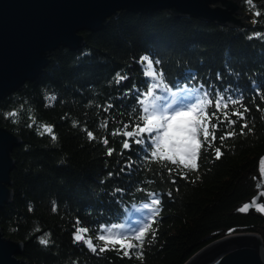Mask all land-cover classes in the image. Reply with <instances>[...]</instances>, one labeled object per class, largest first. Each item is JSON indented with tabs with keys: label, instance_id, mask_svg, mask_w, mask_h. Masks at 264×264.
<instances>
[{
	"label": "trees",
	"instance_id": "16d2710c",
	"mask_svg": "<svg viewBox=\"0 0 264 264\" xmlns=\"http://www.w3.org/2000/svg\"><path fill=\"white\" fill-rule=\"evenodd\" d=\"M241 7L249 16L241 28L167 10L121 11L104 29L84 31L82 48L56 50L36 81L0 100V127L22 140L13 152V196L0 210V227L23 242L22 257L29 264H185L230 229L259 233L264 241V219L238 211L256 193L264 156V0L252 5L241 0ZM144 55L160 60L156 71H163L170 86L204 85L223 93L225 101L229 95L239 99L227 108L221 104L216 116L215 100L207 106L209 141L195 170L151 158L135 144L131 151L122 148L128 139L124 125L132 131L142 115L132 112L137 105L129 90L134 84L147 90L148 78L137 63ZM118 72L129 78L117 84ZM109 104L113 107L105 111ZM12 111L17 116L6 117ZM225 112L235 124L229 125ZM42 126H51L57 139L39 135ZM227 132L235 134L221 141ZM216 148L222 153L218 159ZM149 192L158 193L161 203L155 222L149 220L142 258L135 255L138 249L124 256L119 244L100 253L104 242L96 239V229L145 219L148 209L142 205L149 203ZM77 228L88 229L84 235L92 238L96 253L73 242ZM46 233L47 246L39 242Z\"/></svg>",
	"mask_w": 264,
	"mask_h": 264
},
{
	"label": "water",
	"instance_id": "95a60500",
	"mask_svg": "<svg viewBox=\"0 0 264 264\" xmlns=\"http://www.w3.org/2000/svg\"><path fill=\"white\" fill-rule=\"evenodd\" d=\"M124 10L140 14L167 10L176 17L237 28L247 26L249 18L242 11L241 0H0V100L36 81L56 50L82 48L84 31L104 29ZM21 144L19 136L0 127V210L13 196V152ZM258 173L260 188L238 209L253 200L264 204V156ZM241 213L264 219V212L255 207ZM23 255V242L8 238L0 227V264H29ZM185 264H264V241L255 232H228Z\"/></svg>",
	"mask_w": 264,
	"mask_h": 264
},
{
	"label": "snow or ice",
	"instance_id": "6c2138e0",
	"mask_svg": "<svg viewBox=\"0 0 264 264\" xmlns=\"http://www.w3.org/2000/svg\"><path fill=\"white\" fill-rule=\"evenodd\" d=\"M249 5H252L253 0H247ZM255 15H261L260 12H256ZM255 36H260V33H255ZM250 39L252 37H249ZM143 66V75L148 78L146 81V91H143L136 84L133 85L132 89L129 90L135 93L136 105L132 108L133 113H142L138 122H136L135 127L132 131H127L129 127L128 124L124 125L125 131L122 133L128 139H125L122 144L123 150H132V145L141 146L151 158H159L161 160H167L173 164L178 163L185 169L191 168L195 170L197 168L196 159L198 153L204 143L209 141V130L206 121H211L212 117L207 115V106L211 105L213 99L215 100V111H213L212 116H216V113L221 109V104L225 108L228 107V103L236 104L239 99H233L231 95L227 97L225 101L224 94L220 92L212 93L206 90L204 85H199L196 87L180 86L176 84L170 86L165 82V76L163 71H156V66L161 62L160 60H155L149 55H144L137 61ZM129 77L127 75H121L119 72L116 74V83L119 84L122 81L127 80ZM173 87L175 90L173 91ZM129 93L126 92L127 96ZM49 100H55V96L48 98ZM113 105L109 104L108 108H112ZM244 111H247L245 108ZM6 117L17 116L16 111H12L5 114ZM234 115H239L243 117V113H234ZM218 119V118H217ZM224 119L228 120L229 125L235 124L236 121L229 120L227 112L224 113ZM218 123H223L218 119ZM107 122H105L106 126ZM141 124L143 126H141ZM32 125L30 124L29 127ZM213 129L217 125L212 126ZM248 127L247 123L241 126V133H243L244 128ZM43 130L38 132L39 135H44L45 133L51 135V139L55 141L57 137L53 134V129L51 126H42ZM251 131V129H249ZM121 133H113V135H119ZM203 136V140L199 137ZM233 132H227L220 139L223 141L226 136L234 135ZM88 138L94 139L93 133H87ZM129 139L132 143H129ZM216 139L214 131L212 133V141ZM104 145L108 144L107 138L102 140ZM113 154V149H107V155L111 156ZM216 158L218 159L222 153L220 148L215 149ZM126 167H131L129 163ZM121 171H124L122 168ZM171 172V169H169ZM112 176V173H109ZM186 178V174L182 176ZM175 183V180H173ZM122 192L123 190H117ZM116 193L114 192L113 195ZM149 203H144L142 205L143 209H148L145 213V219L137 220L134 223H124L120 225H112L110 227L100 226L96 229L99 233L96 237L98 241H103V246L100 247L99 252L104 253L111 248H115L119 244L120 249H123V255L129 256L131 249H138L135 252L137 257L142 258L143 256V245L144 237L147 234V230L150 228L149 220L155 222V218L158 216V206L161 201L159 199V194L155 192H149L148 194ZM169 195L171 193L169 192ZM255 207L258 211L264 212V204H257L253 200L252 204L245 203L242 207L238 209L240 212H246L249 208ZM55 205L53 206V211H55ZM79 224V220L76 221ZM38 230V229H37ZM235 231L230 229L229 233ZM88 232L87 228H77L73 233V242L79 243L83 242L84 245L88 247L90 251L96 253L97 246L93 244L91 237H85V233ZM50 233H46L39 237V242L42 245L47 246L49 244ZM153 239H155V233L152 234ZM136 241V243H133Z\"/></svg>",
	"mask_w": 264,
	"mask_h": 264
},
{
	"label": "bare ground",
	"instance_id": "6f19581e",
	"mask_svg": "<svg viewBox=\"0 0 264 264\" xmlns=\"http://www.w3.org/2000/svg\"><path fill=\"white\" fill-rule=\"evenodd\" d=\"M221 4V3H220ZM261 185V180H260V175H259V186L257 187V190L260 188ZM264 186V185H263ZM262 187V186H261ZM264 189V187H262Z\"/></svg>",
	"mask_w": 264,
	"mask_h": 264
}]
</instances>
